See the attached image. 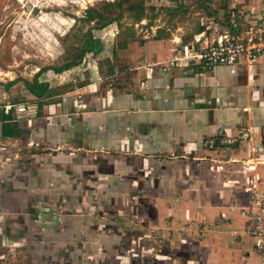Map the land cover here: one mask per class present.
Instances as JSON below:
<instances>
[{
	"label": "crops",
	"instance_id": "0c3cea01",
	"mask_svg": "<svg viewBox=\"0 0 264 264\" xmlns=\"http://www.w3.org/2000/svg\"><path fill=\"white\" fill-rule=\"evenodd\" d=\"M197 11L180 12L178 20L162 25L146 24L142 17L139 46L124 43L120 48L131 52L130 60H110L111 73L94 63L101 52L88 53L93 60L84 56L83 64L57 68L59 74L35 72L32 81L45 87L36 89L38 95L22 83L12 86L6 97L12 101L2 102L0 110V184L12 187H1V212L17 215L21 228L22 218L34 216L36 231L37 226L45 234L55 231L36 245L41 256L51 253L56 240H81L83 225L74 220V198L81 197L90 218L108 215L111 207L127 215L136 209H187L189 217L186 212L171 222V238L192 240L200 227L202 239L194 247L199 260L259 264L246 230L253 220L242 211L252 209V191L264 196V54L252 63L199 68L193 54L228 28ZM263 15L252 29L264 27ZM111 26L91 30L93 40L103 41L95 34L111 29L112 43ZM121 66L124 72L118 73ZM86 76L89 85L80 83ZM103 81L109 82L106 90ZM221 139L233 144L221 145ZM62 148L69 153L59 152ZM22 149L29 153L15 154ZM247 160L258 161L254 171L244 165ZM195 194L205 200L197 205ZM51 209L60 217L37 219Z\"/></svg>",
	"mask_w": 264,
	"mask_h": 264
},
{
	"label": "rangeland",
	"instance_id": "374dc122",
	"mask_svg": "<svg viewBox=\"0 0 264 264\" xmlns=\"http://www.w3.org/2000/svg\"><path fill=\"white\" fill-rule=\"evenodd\" d=\"M197 10L204 11L212 21H218V24L224 22L227 28H231V22H233V25H237V32L242 30L244 34L250 32V29L255 26L252 22L259 21L258 18L262 17V13L264 14V0H198L197 2L190 0H0V110L5 106L2 102L11 103L12 100H6V97L15 89L12 88L15 83L32 85L34 83L32 76L35 72L41 69L65 68L75 63L82 52L88 48L86 43L89 34L93 37L91 30H101L111 24V27H114L112 43L107 41V38L111 37L110 33L113 32L111 29L103 32L105 35L95 34L100 35L103 41L99 40L102 51L95 57L94 63L97 67H101L99 69L106 75L108 72L111 73L112 67L108 66L110 60L115 59L119 62L130 60L131 52L121 49L124 43L137 42L139 46V41L145 32L141 26L143 24L138 23L142 17H145L146 24L162 25L168 18L171 23L173 20H178L181 13H199ZM192 15L194 14L190 17H200ZM113 45H115L114 50H112ZM132 51L135 54V51ZM90 56L86 55L84 60H93ZM119 72H124L122 66L118 67ZM75 76L73 79H77ZM75 81L70 83L75 84ZM80 83L91 84L87 76L82 82L80 80ZM115 83L126 85L128 82L117 80ZM103 85V90L109 88V82L103 81ZM118 86L121 85L115 87ZM25 88L27 89L26 86ZM13 145L15 144L11 143L8 147ZM67 151V148L59 150L63 153ZM27 153H29L28 150H23L15 154L26 155ZM1 187L9 190L12 188L10 184H0V190ZM187 196L188 194L183 198V203H188ZM150 199L153 198L149 197ZM193 199H196L197 205L205 200L197 194L193 196ZM1 200L2 197H0V264H206L199 260L196 255L197 250H194L198 244L197 241L202 239L199 233L200 227L193 230L196 233L192 235V240L171 238V231L175 229L171 222L175 220L176 215L181 218L186 212V217H189L187 209L184 211L182 209L160 211L157 208L136 209L127 215V210L116 212V208L111 207L108 215L98 213L96 217L90 218L85 209L80 207L81 197L74 198L75 204L78 203L77 209L74 210L76 217L74 220L81 221L83 225L81 240L69 244L56 240L57 244L55 241L49 246L51 253L41 256L36 245H39V240H44V236L49 237L51 232L47 231L45 234L44 228L38 226L36 231L33 228L35 227L34 216L31 220L22 218L23 223L26 221L28 225L25 223L21 228L14 222L17 215L2 214ZM62 201L66 205V208L62 206L63 211L66 212L68 211L67 200L62 199ZM164 211L167 214L162 216ZM59 212L55 209L47 210V213H41L42 216L37 219L49 220L51 217H60L61 212ZM249 213L256 215L252 209ZM44 214H46L45 217ZM191 215L193 214L190 211V217ZM261 217L264 220V213ZM160 218L165 220L164 226L160 225ZM72 223L74 225V221ZM253 228L254 225L248 222L247 235L251 245L254 246L253 250L257 252L255 239L251 234ZM47 241L52 240L47 239ZM41 245L49 249L46 243ZM184 251L185 254H183ZM193 251L195 254L192 253Z\"/></svg>",
	"mask_w": 264,
	"mask_h": 264
},
{
	"label": "built area",
	"instance_id": "2783aa9c",
	"mask_svg": "<svg viewBox=\"0 0 264 264\" xmlns=\"http://www.w3.org/2000/svg\"><path fill=\"white\" fill-rule=\"evenodd\" d=\"M236 26L232 23V27L222 31L211 44L202 47L199 53L193 54L192 57L197 60L199 68L209 71L218 66L233 67L240 61L252 63L264 54V27L250 29V32L240 36L233 32L236 31ZM220 144L229 146L233 144V141L221 139ZM252 161L247 160L244 165L254 171L259 163L257 160ZM251 198L252 212L256 215L250 214L249 211H242V214L253 220L254 228L251 234L255 239V248L259 254V264H264V220L261 217L264 212V196L252 191Z\"/></svg>",
	"mask_w": 264,
	"mask_h": 264
},
{
	"label": "trees",
	"instance_id": "16d2710c",
	"mask_svg": "<svg viewBox=\"0 0 264 264\" xmlns=\"http://www.w3.org/2000/svg\"><path fill=\"white\" fill-rule=\"evenodd\" d=\"M86 44H87L88 48L82 52V54L78 57V60L75 63H72L71 65L66 66L65 67L66 69H68L70 67L77 66L78 64H80V62L83 59V57L85 56V54L90 53V54H93L94 56H96L102 51L101 43L99 41L93 40V37L90 34H89V37L87 39ZM48 70H52L56 74H59L61 72V70H59L57 68L41 69V72H46ZM25 86L33 94L38 93L36 89H38L39 91H42V92L45 90V87L43 85H39L36 80L34 81V83L32 85L25 83ZM36 95H38V94H36Z\"/></svg>",
	"mask_w": 264,
	"mask_h": 264
}]
</instances>
